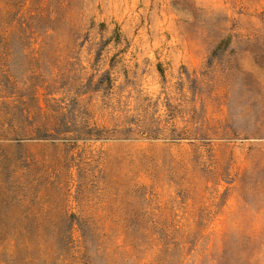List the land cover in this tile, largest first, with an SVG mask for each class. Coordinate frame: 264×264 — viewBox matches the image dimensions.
I'll return each mask as SVG.
<instances>
[{
	"label": "rangeland",
	"instance_id": "rangeland-1",
	"mask_svg": "<svg viewBox=\"0 0 264 264\" xmlns=\"http://www.w3.org/2000/svg\"><path fill=\"white\" fill-rule=\"evenodd\" d=\"M0 264H264V0H0Z\"/></svg>",
	"mask_w": 264,
	"mask_h": 264
},
{
	"label": "trees",
	"instance_id": "trees-1",
	"mask_svg": "<svg viewBox=\"0 0 264 264\" xmlns=\"http://www.w3.org/2000/svg\"><path fill=\"white\" fill-rule=\"evenodd\" d=\"M59 236L61 237V236H63V235H61V234H60ZM67 238H69V235H68V237H67Z\"/></svg>",
	"mask_w": 264,
	"mask_h": 264
}]
</instances>
